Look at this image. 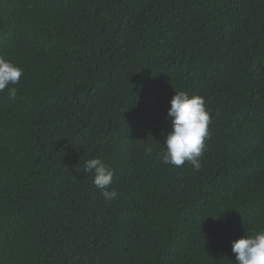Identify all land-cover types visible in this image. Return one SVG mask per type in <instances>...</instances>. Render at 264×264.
<instances>
[{
	"label": "trees",
	"instance_id": "obj_1",
	"mask_svg": "<svg viewBox=\"0 0 264 264\" xmlns=\"http://www.w3.org/2000/svg\"><path fill=\"white\" fill-rule=\"evenodd\" d=\"M0 57V264H236L264 229V0H0ZM175 90L210 114L198 171L161 161Z\"/></svg>",
	"mask_w": 264,
	"mask_h": 264
},
{
	"label": "clouds",
	"instance_id": "obj_2",
	"mask_svg": "<svg viewBox=\"0 0 264 264\" xmlns=\"http://www.w3.org/2000/svg\"><path fill=\"white\" fill-rule=\"evenodd\" d=\"M22 75V68L0 57V92L7 88L9 97L14 98L17 90L14 87L9 88V85L18 84ZM169 104L167 115L170 117L171 127L163 136L161 161L165 165L177 167L187 162L198 171L201 168L200 157L206 147L205 141L210 135L211 118L205 100L200 95L175 90ZM146 151L150 152L151 148ZM83 171L92 174V183L106 202L118 196L116 190L110 188L115 170L101 158L88 159ZM231 251L236 264H264V229L235 239L231 243Z\"/></svg>",
	"mask_w": 264,
	"mask_h": 264
}]
</instances>
